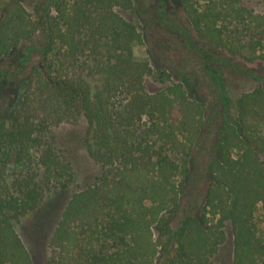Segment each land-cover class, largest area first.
<instances>
[{
  "label": "trees",
  "instance_id": "1",
  "mask_svg": "<svg viewBox=\"0 0 264 264\" xmlns=\"http://www.w3.org/2000/svg\"><path fill=\"white\" fill-rule=\"evenodd\" d=\"M131 5L43 0L37 19L21 0H0V58L16 53L40 27L47 38L23 97L0 121V264H34L15 224L45 195L37 175L60 177L62 186L71 181L69 157L45 134L81 115L89 123L91 156L105 172L73 194L55 225L49 264H158L161 253L168 264H214L229 223L232 264H264V87L243 93L236 121L221 130L202 211L171 229L204 108L180 82L148 91L150 63L133 48L142 35L116 9ZM183 6L201 40L264 60V13L241 0H183Z\"/></svg>",
  "mask_w": 264,
  "mask_h": 264
},
{
  "label": "rangeland",
  "instance_id": "2",
  "mask_svg": "<svg viewBox=\"0 0 264 264\" xmlns=\"http://www.w3.org/2000/svg\"><path fill=\"white\" fill-rule=\"evenodd\" d=\"M42 1L21 0L37 19ZM241 3L264 13L263 0H241ZM116 9L142 35V41L136 42L133 48L137 58L150 63L151 71L146 77L148 91L155 93L180 82L192 99L203 103L205 122L191 152L190 170L180 181L183 183L181 203L169 214L171 229L176 230L186 214L202 211L212 181L209 164L218 154L221 130L227 121H236L240 96L258 86L264 87V60L249 61L201 40L185 14L183 0H132L130 8L118 6ZM45 36L44 28L40 27L16 53L0 58V121L8 118L12 107L23 97L28 76L41 64L47 43ZM88 127V120L81 115L53 126L45 134V142L69 157L73 176L67 186H62L57 182L60 177L50 181L42 174L37 175L45 195L34 211L15 224L34 264H49L55 225L73 194L94 185L105 172L89 151ZM7 164L18 172L26 171L25 166ZM13 177L10 173L7 179L12 181ZM231 230L229 223L225 230L227 239L214 256V264H232L234 235ZM160 233L156 229V235ZM168 261L162 253L157 260L158 264H168Z\"/></svg>",
  "mask_w": 264,
  "mask_h": 264
}]
</instances>
